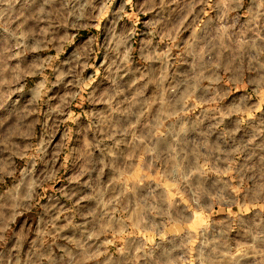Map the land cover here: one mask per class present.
I'll use <instances>...</instances> for the list:
<instances>
[{
  "label": "clouds",
  "instance_id": "obj_1",
  "mask_svg": "<svg viewBox=\"0 0 264 264\" xmlns=\"http://www.w3.org/2000/svg\"><path fill=\"white\" fill-rule=\"evenodd\" d=\"M113 2L0 0V111L10 114L27 78L51 67L55 80L39 79L30 106L44 103L49 121L76 125L72 158L83 164L73 180L79 187L67 196L80 221L65 217L61 230L63 209L53 208L60 202L49 196L41 203V190L58 176L56 157L49 160L43 146L20 151L27 137L19 120L0 126V264H88L101 257L113 264L109 249L128 232L152 239L135 255L119 248L126 264H264V144H256L264 125L247 141L226 130L232 117L254 118L264 104V0H188L171 28L158 31L157 22L145 21L163 44L142 33L139 48L135 26L116 27L121 8L111 27L98 29L100 43L92 39L56 64L62 47L43 62L35 55L62 33L103 24ZM202 5L215 11L205 29L198 27ZM233 89L241 91L230 96ZM84 104L91 106L87 123L72 112ZM138 160L142 174L129 182ZM157 169L161 179L153 183L148 175ZM36 207V229L20 232Z\"/></svg>",
  "mask_w": 264,
  "mask_h": 264
},
{
  "label": "rangeland",
  "instance_id": "obj_2",
  "mask_svg": "<svg viewBox=\"0 0 264 264\" xmlns=\"http://www.w3.org/2000/svg\"><path fill=\"white\" fill-rule=\"evenodd\" d=\"M188 0H132L131 5L129 6L126 3V0H114L112 4V11L109 13L108 18L99 24L97 22H90L91 26L84 25L79 29H73L69 33H62L61 37L57 39L55 44H50L43 47L35 55L41 58V62L48 57H56L57 49L62 47V51L59 54V57L53 64L61 63L66 59L67 54L72 53L73 51H79L84 47H87L89 42L92 39L100 43L102 41L101 31L98 29L102 28L104 24L109 27L112 26L114 19H118L113 16V13H118L121 8L124 9L123 19H118L116 27L118 29H123L125 27L132 28L135 26L137 31V38L134 41L137 48H139L141 43V34H145L146 39H154L156 43L163 44V41L159 37L153 38L151 29L145 30V21H155L158 23V31L171 28L178 20V18L186 11ZM201 9H204L201 11ZM200 13V22L198 27L205 29L209 23L212 21L208 20V17L211 16L215 18V11L208 10L205 6H201L196 10ZM135 16V20L132 17ZM195 17H190L189 23ZM191 34V29H187L181 39H186ZM72 36L74 40H69L63 45L60 41L64 37ZM98 52L102 53V49L97 48ZM35 60H32L31 63H35ZM136 65L139 67L142 64L140 56L136 55ZM92 70L90 69L89 72ZM102 71V70H101ZM44 75L48 77L50 81L55 80V73L50 67L46 73H41L36 77L29 76L27 78V87L23 89L22 92H17L13 97V101L10 102L11 110L10 114L0 111V126L7 123L8 120L15 122L19 120L24 127L21 128V134L27 137L26 142L20 144L19 150L23 151L28 148H38L43 146L48 154V159L52 160L53 157H56L55 160H52V163L55 166V169L58 173L55 183L47 184L41 190L42 199L41 203L46 202L49 196H54L60 202L59 207L57 208L56 204H53V208H56L57 213L59 214L60 209H63V215L61 219L64 220L63 224H60L61 230L65 229V225L69 223L68 219L65 217L73 218L74 222L80 221L79 215H74L76 212V201L75 199H68L67 196L72 192V189L78 188L79 186L73 183V180L80 174V170L83 168L82 163H74L72 158V145L77 139V129L76 125L71 122L55 124V121H49L45 113L47 112V107L44 103H40L38 108H32L30 106L31 95L30 91L36 87L39 79ZM228 85L226 84V87ZM240 89H233L231 95L236 94ZM54 92L61 93L62 89L56 88ZM19 102L18 104L16 102ZM227 101V98L225 102ZM83 108V110H81ZM197 108L199 104L197 103ZM91 111V106L84 105H73L72 112L77 113L81 116L82 120L87 123L89 121V112ZM198 114V113H197ZM249 117L245 120L244 117H232L230 127L226 130L235 131L237 135L244 138L245 141L253 138L255 133H258L261 125H264V104L260 107H257L256 112L254 113V118L252 113H249ZM239 121V123H237ZM55 124V130L53 131V125ZM47 125V127H45ZM67 130V132H65ZM65 135H67V141H65ZM256 144H264V136H257ZM22 163V161L17 160V164ZM142 174L141 162L136 161V168L134 169L133 174L126 177L129 182L139 179ZM112 179L119 180L118 177H112ZM148 179L153 183L160 181V172L157 169L155 172H151L148 175ZM5 182L7 177L4 178ZM87 177L82 178L81 183H85ZM3 184H0V189L3 188ZM65 190V191H62ZM42 211L41 208L36 207L30 213L26 214L23 217L22 222L19 225L20 232H27L29 235H32L33 230L36 229V225L40 221V216L38 215ZM115 211V210H113ZM135 209L132 208L129 211L124 213L125 218H128L130 212H134ZM233 211H238L234 209ZM56 235L55 233L53 234ZM109 239H115L113 234ZM152 239L150 234L146 233H135L128 232L126 237H121L120 241H117L114 247H110L109 251L113 254L112 260L113 264H126L127 257L121 256L118 251L119 248H125L133 250V255L139 253L140 244L148 245L149 241ZM171 239V237L169 238ZM243 242V241H241ZM52 245H55V239L49 242ZM155 245L169 246L168 242L161 241L159 239L155 240ZM44 246H48L45 244ZM54 251L63 253L62 248L54 249ZM153 251L159 253L160 248L153 246ZM106 257H101L99 260L90 259L88 264H103ZM139 264H143V261H139Z\"/></svg>",
  "mask_w": 264,
  "mask_h": 264
}]
</instances>
